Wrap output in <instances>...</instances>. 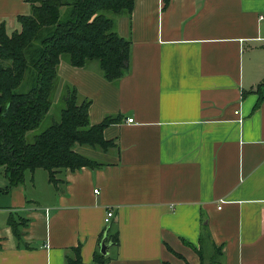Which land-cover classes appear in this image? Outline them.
Here are the masks:
<instances>
[{
  "label": "crops",
  "instance_id": "1",
  "mask_svg": "<svg viewBox=\"0 0 264 264\" xmlns=\"http://www.w3.org/2000/svg\"><path fill=\"white\" fill-rule=\"evenodd\" d=\"M263 7L133 0L115 17L130 41L126 74L110 82L95 61L60 60L56 95L68 83L89 99L91 124L117 117L102 130L115 144L76 147L102 165L61 170L56 188L36 168L0 194V264H64L76 245L89 263L106 209L119 244L102 264H209L215 249L218 264H264V99L254 108ZM26 13L25 0H0L6 33ZM12 215L25 220L27 247L16 245Z\"/></svg>",
  "mask_w": 264,
  "mask_h": 264
},
{
  "label": "trees",
  "instance_id": "2",
  "mask_svg": "<svg viewBox=\"0 0 264 264\" xmlns=\"http://www.w3.org/2000/svg\"><path fill=\"white\" fill-rule=\"evenodd\" d=\"M28 13L16 16L17 29L6 33L0 22V167L6 185L22 183L26 172L46 171L56 188V174L65 169L96 168L101 162L75 150V145L101 151L114 146L104 139L102 130L117 117L105 116L99 123L88 120L89 99L75 88L61 87L58 118L25 139L46 115L57 81V65L65 60L74 67L95 61L101 76L117 81L128 71L130 41L115 31V17L128 14L133 0H25ZM168 0H163L164 5ZM111 14V15H110ZM254 108L264 99V78L256 85ZM25 220L10 216L7 224L17 246L27 247L21 239ZM113 221L103 225L96 238V250L89 263H83L79 245L66 249L64 264H102L110 259L99 253L103 239L118 246V231ZM199 252V251H198ZM220 251L214 250L209 264H218ZM204 264V263H200Z\"/></svg>",
  "mask_w": 264,
  "mask_h": 264
},
{
  "label": "rangeland",
  "instance_id": "3",
  "mask_svg": "<svg viewBox=\"0 0 264 264\" xmlns=\"http://www.w3.org/2000/svg\"><path fill=\"white\" fill-rule=\"evenodd\" d=\"M111 15V14H110ZM17 29V26L15 27ZM13 30H9L7 31L8 33L11 32ZM55 88L52 94V98H51V105L46 113V115L43 117V119L40 121L38 127H36L35 129L28 131L25 135V139L27 141H31L33 138V135L36 134L37 132H39L41 129L45 128L51 121L56 120L58 118V114H59V109L61 108V101H58V95H60L61 93V88L60 90H58V95H56V89H57V81L55 82ZM79 147L78 145H75V148ZM2 168L0 167V182L2 180Z\"/></svg>",
  "mask_w": 264,
  "mask_h": 264
},
{
  "label": "built area",
  "instance_id": "4",
  "mask_svg": "<svg viewBox=\"0 0 264 264\" xmlns=\"http://www.w3.org/2000/svg\"><path fill=\"white\" fill-rule=\"evenodd\" d=\"M258 18L259 19H264V7L261 9V12H260ZM234 112L236 113L237 110L234 111ZM127 120L130 121L131 119H127ZM93 192L96 193V190L94 189ZM111 216H112V210L111 209H106L105 215H104V218H103L104 225L110 222Z\"/></svg>",
  "mask_w": 264,
  "mask_h": 264
},
{
  "label": "water",
  "instance_id": "5",
  "mask_svg": "<svg viewBox=\"0 0 264 264\" xmlns=\"http://www.w3.org/2000/svg\"><path fill=\"white\" fill-rule=\"evenodd\" d=\"M109 246L108 243H104L103 239L101 240L100 244H99V253H101L102 255H106V249Z\"/></svg>",
  "mask_w": 264,
  "mask_h": 264
}]
</instances>
